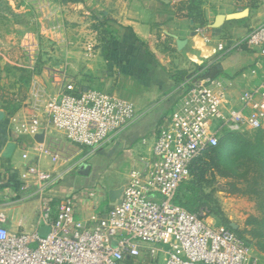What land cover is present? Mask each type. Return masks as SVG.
<instances>
[{"label": "crops", "instance_id": "0c3cea01", "mask_svg": "<svg viewBox=\"0 0 264 264\" xmlns=\"http://www.w3.org/2000/svg\"><path fill=\"white\" fill-rule=\"evenodd\" d=\"M33 1L35 8L44 7L43 0ZM45 1L56 12L42 21L44 41L56 51L47 55L49 64L35 77L22 108L11 112L0 105V180L4 186L0 200L33 195L38 173L55 175L74 165L83 166L82 148L68 143L45 114L48 103L59 97L66 81L77 91H102L135 107L136 121L100 151H106L118 169L123 168L124 182L110 186L93 180L87 186L102 192L110 209L108 191L125 186L130 172L141 167L140 159L151 156L158 125L198 66L217 65V79L230 86L232 96H239L257 78L264 77V60L258 53L236 46L248 32L264 25V0H199L203 3L204 26L176 14L177 6L189 0ZM104 21L116 31L109 60L102 55L94 30ZM198 29L203 32L199 34ZM35 118L41 124L39 133H20ZM39 135L43 136L41 143L36 140ZM10 145L12 151L7 157ZM54 156L57 162H53ZM66 176L46 193L47 199L59 200L71 193L60 185ZM39 206L37 198L8 203L6 229L11 233L35 230L32 221ZM95 216L86 204L78 207L82 221ZM37 231L42 237L48 234L43 227ZM253 255L264 264L263 254L253 250ZM143 257L147 258L146 250ZM158 264H165V256L159 257Z\"/></svg>", "mask_w": 264, "mask_h": 264}, {"label": "built area", "instance_id": "2783aa9c", "mask_svg": "<svg viewBox=\"0 0 264 264\" xmlns=\"http://www.w3.org/2000/svg\"><path fill=\"white\" fill-rule=\"evenodd\" d=\"M236 46L255 51L264 60V25L252 29ZM201 75L194 72L182 84L171 114L158 125L151 156L142 157L141 167L130 172L119 207L108 209L102 192L94 188L47 199L46 193L77 165L60 174L38 173L33 195L0 200V264H123L126 259H142L144 250L148 264H158L161 255L165 264H258L244 239L209 222L208 207L191 213L175 204L191 166L207 149L217 147L228 133L264 127V77L232 96L224 81ZM45 114L68 143L91 149V154L111 144L137 119L130 102L98 90L77 91L67 81ZM40 125L35 118L20 133L37 135ZM52 160L57 162V156ZM34 198L40 201L32 221L36 229L9 232L6 205ZM81 204L91 208L96 219H79ZM42 227L48 229L44 237L37 231Z\"/></svg>", "mask_w": 264, "mask_h": 264}, {"label": "rangeland", "instance_id": "374dc122", "mask_svg": "<svg viewBox=\"0 0 264 264\" xmlns=\"http://www.w3.org/2000/svg\"><path fill=\"white\" fill-rule=\"evenodd\" d=\"M34 2L33 0H0V105L6 111L15 112L24 106L32 82L38 74H42L43 67L49 64L47 55L56 51L52 48L54 47L52 44L44 41L42 24V21L51 18L49 13L54 14L56 11L45 0L41 9L35 8ZM255 133V131L250 132V137ZM82 150L83 166L79 165L68 174L60 184L62 187L68 188L70 192H77L87 189L93 180L110 186L116 182H124L123 168L118 169L106 151L102 154L100 151L103 149H101L99 153L90 154L91 149L82 148ZM214 176L216 179L212 184H210L213 181L211 173L198 181L189 178L188 182L181 185L176 199L193 207L202 197V193L208 195L210 198L202 199L200 203L214 207V202H217L229 223L234 225L236 230L244 232V237L249 239L250 235L245 232L252 229L249 220L261 216L257 201L242 196L235 188L228 186V183L234 180L220 178L217 172ZM236 186L241 188L242 184L237 183ZM211 218L212 223L223 225L216 217ZM254 257L260 264V257ZM132 264H148V262L143 257L134 260Z\"/></svg>", "mask_w": 264, "mask_h": 264}, {"label": "trees", "instance_id": "16d2710c", "mask_svg": "<svg viewBox=\"0 0 264 264\" xmlns=\"http://www.w3.org/2000/svg\"><path fill=\"white\" fill-rule=\"evenodd\" d=\"M60 4L79 3L80 0H54ZM202 2L199 0H189L181 2L176 8V14L181 18L193 20L199 26H204V13L202 10ZM94 30L98 32L101 42L102 55L109 60L113 50L116 31L107 26V23L98 22L94 26ZM195 72H202L203 78L217 79L220 71L217 65L209 67L198 66ZM182 78L179 80L181 81ZM256 133L250 137V132L243 134L224 135L219 145L214 148L207 149L203 155L196 160L190 168V179H203L207 174L211 173L213 181L216 177L215 172L220 178L232 179V183H228L236 189V192L242 196H248L257 201L258 210L261 216L252 217L249 225L252 229L248 232L249 239L244 237V232L238 231L231 225L228 219L223 215L217 202L214 207L207 203H200L202 199H209L208 195L202 193V197L193 206L189 207L185 203L175 200V204L186 209L191 213H196L202 207H208L211 211V217H216L223 224L222 226L236 233L240 238L244 239L253 249L264 255V127L255 131ZM230 161V162H228ZM228 162V163H227ZM189 179V180H190ZM188 182V181H187ZM237 183L242 184L238 188ZM110 209H112L110 207ZM134 260L126 259L123 264H132Z\"/></svg>", "mask_w": 264, "mask_h": 264}, {"label": "water", "instance_id": "95a60500", "mask_svg": "<svg viewBox=\"0 0 264 264\" xmlns=\"http://www.w3.org/2000/svg\"><path fill=\"white\" fill-rule=\"evenodd\" d=\"M36 140L41 143L43 141V136L42 135L37 136ZM11 151H12V145H10L8 147V153L6 155L7 157L9 156ZM124 189H125V187L122 186V187H119L116 189H111L110 191H108V205H109V207L115 208V207L120 206V204L122 203V200H123ZM234 228H235V226H234ZM114 245H116V244H114Z\"/></svg>", "mask_w": 264, "mask_h": 264}]
</instances>
